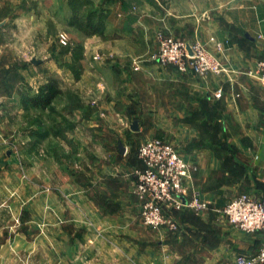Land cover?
Masks as SVG:
<instances>
[{
    "label": "crops",
    "instance_id": "obj_1",
    "mask_svg": "<svg viewBox=\"0 0 264 264\" xmlns=\"http://www.w3.org/2000/svg\"><path fill=\"white\" fill-rule=\"evenodd\" d=\"M48 7L58 23L84 34L78 44L80 74L75 79L44 61L35 66L46 73L42 81L36 76V90L49 77H60L64 87L75 83L77 94L97 95L99 110L110 122L129 112H148L143 125L141 115L132 122L139 130L153 128L151 137L173 139L195 166L185 182L187 192H197L209 209L168 210L173 231L143 226L134 194L135 172L142 165L133 142L117 135L98 134L109 163L94 158L91 168L56 186L52 171L23 167L19 152L0 153V264H13L17 254L32 260L39 252L45 264H229L239 254L255 255L264 245V232L241 231L221 210L241 193L264 202V85L246 74L264 57V0H50ZM91 9L97 11L96 26L85 27ZM158 30L187 42L220 43L231 72L198 77L157 66L149 56ZM96 54L104 58L94 60ZM138 58L140 69L130 71ZM219 88L222 97L216 99ZM87 112L88 118H78L72 128L107 131L97 121L98 112L90 107ZM66 120L56 122L62 127L56 137L75 136L82 144L80 134L67 130ZM82 153L77 150V156Z\"/></svg>",
    "mask_w": 264,
    "mask_h": 264
},
{
    "label": "rangeland",
    "instance_id": "obj_2",
    "mask_svg": "<svg viewBox=\"0 0 264 264\" xmlns=\"http://www.w3.org/2000/svg\"><path fill=\"white\" fill-rule=\"evenodd\" d=\"M49 2L50 0H0V23H4L0 28V36L3 35V40L1 39L0 43L4 45L0 48V136L3 140L0 144V153L4 157L10 153L14 155L19 152L23 167L36 165L38 170L52 171L53 184L56 186L63 178L76 177L79 175L78 171L83 172L86 168H91L94 165V158L100 159L101 157L105 163H109L107 152L103 148H99L100 145H103L102 142L98 141L99 133L109 136L111 134L112 137L117 135L119 139H122L121 141H125L126 138L129 144L133 142L136 156L141 143L157 138L151 137L149 134L153 131L149 125L142 126V130L138 129L137 132L130 129L132 120L139 115L142 117L139 120L140 125H143L148 112H129V116L125 114V118L122 116L115 117L113 114L116 122H110L111 119L107 117L104 110H99L100 104L97 95L94 96L85 91L77 94L75 91L77 85L70 81V85L64 87L61 85L62 82L58 79L60 78L58 75L59 87L61 85L66 90L69 88V90H65V94H61V97L55 100L57 110L54 113H38L31 108L25 109L24 98L33 94L34 91L36 92L35 82L42 81L46 75L43 71L38 73L35 66L40 67L42 62L52 61L48 63L55 65L64 72L69 71L75 79L80 74L78 59L82 57V49L78 44L82 43L84 34L75 27H66L58 23L56 16L48 9ZM159 34L181 38L163 30L153 33V41H155L156 47L151 51L150 60L157 66L168 69L172 66H162L153 59L158 50ZM60 35L65 37L66 45L60 43ZM193 41L201 42L196 39ZM65 55H69L66 62L64 61ZM101 58L104 57L100 54L93 57L94 60ZM32 59L41 61L38 65H34L31 63ZM139 67L138 58L132 60L129 68L130 71H137L140 69ZM19 69H21L22 74ZM172 69L176 70L174 67ZM37 75L40 76L39 80L36 79ZM76 105L79 108L81 106V108H77L76 111L75 109L72 110L74 113L68 111L69 106L72 108ZM89 107L94 109L96 113L98 112L97 121L102 120L103 126L107 128L108 132L98 131L96 128L90 129L87 126L78 127L79 130H76L75 127L72 128L73 124H77L78 118H88ZM62 118H67V125L69 126H67V130L71 129L72 135H81V140H79L82 144L79 143L78 139H75V136L68 140H61L56 137V134L60 132H56V128H53L52 124L60 122ZM39 124L43 126V132L48 131V135H54V139H47L46 135L36 136L33 132ZM121 141L118 140V145L125 143ZM165 141L174 144L173 139ZM79 149L80 152H83L80 157L77 156ZM29 152L32 154L29 155ZM94 152L97 153L94 154ZM39 182L41 185L44 184L42 177L39 178ZM18 256L20 254L15 255L13 264H45L44 253L40 254L39 252L33 256L32 260H29V257L24 259L22 256L18 259Z\"/></svg>",
    "mask_w": 264,
    "mask_h": 264
},
{
    "label": "built area",
    "instance_id": "obj_3",
    "mask_svg": "<svg viewBox=\"0 0 264 264\" xmlns=\"http://www.w3.org/2000/svg\"><path fill=\"white\" fill-rule=\"evenodd\" d=\"M59 41L65 44V37ZM222 46L218 42L208 44L158 35V50L153 59L162 66H172L181 73H192L198 77L208 75L221 77L231 72L222 57ZM248 76L264 85V57L248 70ZM214 97H222L219 88ZM141 168L135 172L134 194L139 202V219L143 226L151 229L166 227L175 230V222L168 210L191 209L197 213L209 209V202L202 200L197 192H187L185 182L195 166L165 140L151 139L141 143L137 149ZM228 224L246 233L264 232V202L246 193L231 199L221 210ZM229 264H264V245L253 256L237 255Z\"/></svg>",
    "mask_w": 264,
    "mask_h": 264
},
{
    "label": "trees",
    "instance_id": "obj_4",
    "mask_svg": "<svg viewBox=\"0 0 264 264\" xmlns=\"http://www.w3.org/2000/svg\"><path fill=\"white\" fill-rule=\"evenodd\" d=\"M97 11H94L93 9L89 10L86 16V22H88L87 26L89 27L90 25L96 26V23L93 22L92 17L96 14ZM98 17L101 19L102 15H98ZM61 95V90L59 88V83L57 79L55 78H48L46 82L42 83L41 85L38 86L37 90L35 93L28 95L26 98H24L23 103L25 105V109L28 110V108L33 109L38 111V113H43V112H55V109L53 108V101ZM70 112V111H69ZM53 128H56V132L61 131V126L56 124H52ZM37 129L35 132H33L36 136H43L48 134V131H44L43 126L39 124V126L36 127ZM54 131V129H52Z\"/></svg>",
    "mask_w": 264,
    "mask_h": 264
},
{
    "label": "water",
    "instance_id": "obj_5",
    "mask_svg": "<svg viewBox=\"0 0 264 264\" xmlns=\"http://www.w3.org/2000/svg\"><path fill=\"white\" fill-rule=\"evenodd\" d=\"M4 23H0V28L3 26ZM31 63L34 64V65H38L40 63L39 60H35V59H32L31 60ZM130 129L133 130V131H136L138 128H137V122L134 121L132 122L131 126H130ZM120 151L122 152V148L120 149Z\"/></svg>",
    "mask_w": 264,
    "mask_h": 264
}]
</instances>
